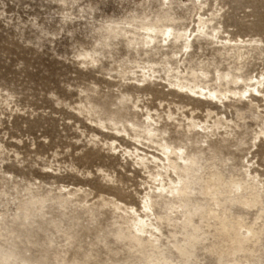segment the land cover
<instances>
[{
	"label": "rangeland",
	"instance_id": "1",
	"mask_svg": "<svg viewBox=\"0 0 264 264\" xmlns=\"http://www.w3.org/2000/svg\"><path fill=\"white\" fill-rule=\"evenodd\" d=\"M177 1L189 4L190 0ZM63 2L0 0V252H16L33 264H63V258H75L83 264H128L132 255L127 241L117 239L118 229L126 232V225L105 203L117 201L138 210L142 207V199L154 185L147 170L128 152L135 154L138 148L152 156L159 154V147L148 143L143 146L116 135L108 118L122 109L123 96L139 99L138 105L157 110L167 124L170 112L178 118L181 114L191 116L195 109L197 120L210 123L224 111V116L241 129H235L234 138L219 145V151L214 147L206 153L204 179L219 172L225 182L240 180L238 169L248 153L264 183V139L258 140L255 148L251 145L259 129L248 114L246 121L239 120L234 108L226 112L169 91L160 79L150 83L147 90L136 88L131 85L135 80H129L137 71L134 62L145 61L147 56H138L117 41L111 47L99 45L103 42V24L128 19L135 12L151 16L158 7L155 0ZM217 4L223 14L218 19L220 31L225 32L222 36L261 44L263 55L252 51L245 73L251 77L264 74V0H217ZM178 14L189 17L184 11ZM213 50L204 42L196 43L189 66L199 69L204 65L212 71ZM94 51L99 59L95 67L81 56ZM221 68L226 69V64ZM242 101L234 105L244 112ZM208 110L215 115L207 117ZM167 130L176 141L172 125ZM221 136L224 132L212 139L218 142ZM241 138H247L251 146L237 148ZM111 141L115 142L113 146ZM184 146L190 149L189 144ZM66 192H76L77 199L63 208L56 198ZM33 198L46 201L31 206ZM25 204L26 217L21 211ZM154 210L164 216L159 206ZM232 211L241 213L247 224H252L258 214V208L234 207ZM194 221L202 227L206 239L202 245L206 249L198 246L194 252V263L220 264L217 260L223 252L221 259L229 260L227 245L214 227H208L214 225L213 221L202 223L198 216ZM257 223L259 227L264 225V215ZM159 225L165 243L175 240L174 233L182 239L181 231L168 222ZM254 249L255 264H264V233Z\"/></svg>",
	"mask_w": 264,
	"mask_h": 264
},
{
	"label": "bare ground",
	"instance_id": "2",
	"mask_svg": "<svg viewBox=\"0 0 264 264\" xmlns=\"http://www.w3.org/2000/svg\"><path fill=\"white\" fill-rule=\"evenodd\" d=\"M155 1L158 7L156 10L152 9L154 12L151 16L145 12L142 15L135 12L128 19L111 20L107 25L103 24V42L99 45L111 47L117 41L138 56H147L145 61L134 62L137 71L132 72L134 78L129 80H135L136 83L131 85L136 88L147 90L150 83H157L160 79L166 82L169 91L219 106L226 112L234 108L239 120L246 121L248 114L249 119L257 122L259 129L253 137L254 142H251L255 148L257 141L264 139V105L260 104H264V74L251 77L245 73V69L249 63L248 55L252 51L257 50L258 56L263 55L259 41L249 40L247 43L243 39H232L230 35L222 36L225 32L220 31L218 19L223 14H220L222 10L218 8L217 0H190L189 4L177 0ZM155 4L154 2L153 7ZM178 11H184L189 17L180 16ZM202 42L214 49L212 71L204 65L199 69L189 66L195 44L201 45ZM96 54L95 51L86 52L81 56L89 59L94 66L95 63L99 64ZM153 57H158L159 60L151 59ZM224 63L226 69L221 68ZM242 99L246 109L244 112L234 105L243 103ZM121 102L122 109L108 118L116 135L127 136L143 146L148 143L159 147V154L152 156L138 148H135V154L128 150V153L135 156L137 164L147 170L154 185L142 199V207L138 210L117 201L105 203L118 212L119 218L126 225V232L122 227L118 229L117 239L127 241L132 255L128 264H196L192 260L195 258L194 252L206 240L202 227L195 224L196 216L202 223L213 221L214 225L208 227H214L221 242L227 245L225 254L229 260L221 259L223 252L219 254L218 263L255 264L254 248L258 246L260 235L264 233V225L259 227L257 223L264 215V183L254 170L253 159L248 158V153L243 158L238 169L242 176L240 180L225 182L219 172L213 173L208 179L203 176L206 153L214 147L219 151V145L234 138L235 129L240 128V125L224 116V111L216 114L213 122L199 121L193 116L195 109L191 116L181 114L178 118L170 112L167 124L157 110L138 105L139 99L123 96ZM124 112H129L128 116L122 115ZM207 114L210 117L213 111L208 110ZM168 125L174 128V134L178 136L176 141L170 137ZM221 132L225 136L215 142L212 138ZM246 139L238 140L237 148L250 145ZM114 144L113 141L110 146ZM184 144H189L190 149ZM75 197L76 192H66L60 193L56 200L64 208L73 204ZM45 201L33 198L29 205H43ZM155 205L164 210V216L155 212ZM234 207L244 210L258 208L257 217L252 224H247L241 213H233ZM21 211L26 217V204ZM159 222H168L175 230L179 229L182 239H177L174 233L175 240L165 243V235ZM15 253L0 252V264H33ZM62 263L83 264L75 258L70 261L63 258ZM84 264L89 263L87 261Z\"/></svg>",
	"mask_w": 264,
	"mask_h": 264
}]
</instances>
